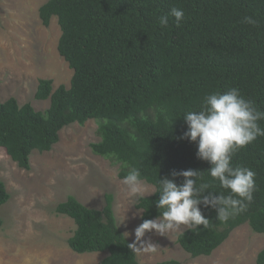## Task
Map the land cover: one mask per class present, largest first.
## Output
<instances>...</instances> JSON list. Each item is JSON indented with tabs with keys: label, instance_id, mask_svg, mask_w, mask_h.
I'll list each match as a JSON object with an SVG mask.
<instances>
[{
	"label": "trees",
	"instance_id": "trees-1",
	"mask_svg": "<svg viewBox=\"0 0 264 264\" xmlns=\"http://www.w3.org/2000/svg\"><path fill=\"white\" fill-rule=\"evenodd\" d=\"M174 7L184 11L179 26L170 15ZM165 15L169 23L161 27L159 18ZM246 15L259 25L244 23ZM39 16L45 26L58 18V50L73 77L69 88L55 90L52 80L39 81L35 99L50 100L46 111L15 98L0 102V148L20 168H31L34 151L52 150L63 128L95 120L100 140L91 143L93 154L119 165L120 179L130 167L138 168L142 180L155 188L136 203L142 222L160 215L159 179H173V171L204 172L209 191L229 194L208 175L211 165L197 158V144L181 138L187 131L183 116L198 111L206 94L233 87L264 111V0H48ZM259 124L264 127V120ZM232 164L255 171L253 201L227 222L201 205L212 226L186 229L177 238L193 258L210 256L244 224L264 234V136L237 152ZM9 200L0 179V207ZM55 211L76 224L68 239L72 251L108 253L101 264H139L118 226L112 194L101 210L70 195ZM256 262L264 264V249Z\"/></svg>",
	"mask_w": 264,
	"mask_h": 264
},
{
	"label": "rangeland",
	"instance_id": "rangeland-1",
	"mask_svg": "<svg viewBox=\"0 0 264 264\" xmlns=\"http://www.w3.org/2000/svg\"><path fill=\"white\" fill-rule=\"evenodd\" d=\"M47 1L0 0V102L15 98L20 105L29 103L46 111L50 100L35 99L39 81L52 80L54 90L71 85L73 70L58 50L62 33L58 18L45 26L39 16ZM97 129L95 120L63 128L52 150L32 153L29 170L0 148V179L10 194L0 207V264H101L108 253L79 254L68 245L76 224L55 210L70 195L90 209L101 210L106 195L112 194L118 226L131 243L135 241V228L142 223L136 203L153 195L155 188L144 182L142 194L127 190L118 176L119 165L91 150V143L100 140ZM186 229L181 226L163 236L146 233L143 240L160 248L155 253L136 252L139 264L172 259L181 264H257L264 249V234L244 224L210 256L193 258L177 243Z\"/></svg>",
	"mask_w": 264,
	"mask_h": 264
},
{
	"label": "clouds",
	"instance_id": "clouds-1",
	"mask_svg": "<svg viewBox=\"0 0 264 264\" xmlns=\"http://www.w3.org/2000/svg\"><path fill=\"white\" fill-rule=\"evenodd\" d=\"M170 15L179 26L184 11L174 7ZM243 22L252 26L259 25L258 19L247 15ZM168 23L167 15L159 18L161 27H167ZM183 120L187 131L181 138L197 144V158L211 165L208 175L213 181H219L220 186L227 189L229 194L209 191L211 183L205 182L204 172L198 170L173 171V179H159L156 207L160 215L152 220H144L135 228V241L128 244L134 252L155 253L160 248L150 240H143L148 232L155 231L163 236L180 230L181 226L197 232L201 225L204 229L210 228L212 225L203 214L201 205L214 209L216 218L227 222L246 212L253 201L256 173L248 167H234L232 159L241 149L264 136V127L259 124L264 120V111L259 110L252 100L246 99L238 88L233 87L224 92L206 94L200 109L186 112ZM176 177H183V182L177 184ZM121 183L131 194L139 195L144 191V181L136 167L129 168Z\"/></svg>",
	"mask_w": 264,
	"mask_h": 264
}]
</instances>
